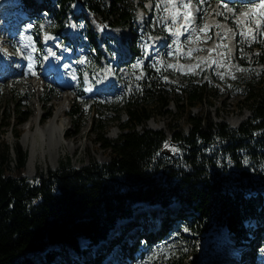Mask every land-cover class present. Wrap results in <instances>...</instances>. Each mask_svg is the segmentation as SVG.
<instances>
[{
	"label": "trees",
	"instance_id": "16d2710c",
	"mask_svg": "<svg viewBox=\"0 0 264 264\" xmlns=\"http://www.w3.org/2000/svg\"><path fill=\"white\" fill-rule=\"evenodd\" d=\"M56 1L58 17L73 0ZM78 1L96 16L101 27L132 22L129 0ZM28 4L32 5L31 1ZM81 30L96 44L86 25ZM106 46L112 51V45L106 42ZM262 46L255 43L260 53L253 55L252 63L239 62L247 72L234 85L240 95L236 103L249 112L237 126L220 116L214 119L202 107L192 111L203 101L207 88L203 83L188 79L181 87V82H165L162 68L144 64L130 81L131 90L121 104L116 99L95 102L100 119L106 115L102 108L104 112L116 110V126L120 128L113 139L101 134L97 137L100 145L108 148L107 161L90 159L79 167L61 161L55 169L29 177L26 151L17 142L11 147L0 138V264H37L33 261L36 255L41 258L39 264H100L107 251L94 252L92 246L108 237L118 219L130 217L134 205L141 201L161 207L175 203L176 208L155 219L143 215L138 219L136 236L122 239V234H113L112 244H118L121 254L133 264H140L137 259L155 242L170 237L182 241L184 249L169 264H193L192 257L215 226L228 229L237 241L260 232L263 245ZM135 47L133 42L132 51ZM170 102L181 122L172 124L169 120V133L146 126L149 118L172 113L167 107ZM78 110L77 105L72 112ZM121 113L126 118L119 121ZM27 116L18 117L17 123ZM13 135L18 139L20 130ZM81 239L87 240L83 250ZM152 262L161 264L158 259Z\"/></svg>",
	"mask_w": 264,
	"mask_h": 264
},
{
	"label": "rangeland",
	"instance_id": "374dc122",
	"mask_svg": "<svg viewBox=\"0 0 264 264\" xmlns=\"http://www.w3.org/2000/svg\"><path fill=\"white\" fill-rule=\"evenodd\" d=\"M76 4V2H73L70 8L73 9ZM207 16L208 14H205L204 19ZM203 20L201 21L202 24ZM205 28V37H208ZM234 28V30L237 31L235 40L238 50H236L235 53L232 51L231 40L228 39V32H224L221 26L211 30L210 38L199 40L193 37V39L190 40L191 46L204 45L202 51L205 52L206 64L202 65H207L206 71L208 70V72H206V74L212 75L216 73L214 78L211 77L212 80L208 78L203 101L200 106L192 107L193 112L202 107L210 111L214 119H219L220 116L226 121H233L236 118L242 117L244 114L247 115L249 112L243 105L236 103L240 95L234 85H236L237 79L241 78V76L245 75L247 72V69H243V67L238 65V61L245 59V61L251 62L252 53H260L257 48L247 50L250 40L256 36L253 29L257 30V25L251 26V23H246L244 25L235 24ZM113 30H115L114 33L116 36H118L119 28L114 27ZM213 35L217 36L216 39H213ZM245 35L252 36V38L243 41ZM260 36L264 38V33H259L258 37ZM100 40H102V38H100ZM101 50L105 51L103 48H101ZM261 50L264 53V45ZM132 67L133 65H131V68ZM257 68H259V66ZM112 70H114V68H112ZM137 73V71L134 72L133 76L137 75ZM124 74H127V72L125 71ZM198 80H201V78H198ZM77 88L78 86L75 88L50 87L44 79L29 74H17L12 76L8 74L6 77L3 76L0 78V138L6 139L11 147L17 142L20 147L26 151L25 172L29 177H32L35 172H45L47 169H55L61 161H68L72 166L79 167L90 159H95L97 161H107L109 159L108 148L102 147L97 137L101 134L108 139H113L120 132V128L116 126V110L104 112V108H102V113H106V115L103 117L104 119L98 118L96 107L90 108L87 107V104H79L78 101L80 100L79 98L76 99L75 95ZM65 93L70 94L71 99L69 108L65 111V116L69 118V121L66 122L63 137L66 140L72 141L73 149L68 146H59L57 148V156L53 150H51L45 153V160L43 161L41 155L38 153L30 163L27 156V147L22 141L21 136L26 128H28V123L32 124L36 122L43 124L53 114L56 101ZM77 105L80 110L73 113L72 109L76 108ZM167 107L171 109L172 113L164 112L158 119L149 118L146 122V126L162 128L165 132L169 133V120H171L172 124H179L181 121L179 120V115L175 112L176 108L173 102H170ZM24 114H28L27 118L23 122L17 123L18 117L21 118ZM125 118L126 115L121 113L119 121ZM98 123H100L101 127H99ZM19 130L21 135L16 139L13 134L17 133ZM9 160L10 164L13 165L14 150H11ZM53 163H55V165H53ZM175 208V203L164 209L161 207L158 208L152 204L137 202L133 207L130 218L117 221L115 227H113L108 234L107 239L93 245L92 250L94 252L101 251L102 249L105 250L112 240L113 234L120 233L126 225L131 224V219L135 220L136 223L135 225L133 224L131 229L129 228L125 234L122 233V239H124V237L128 238L129 236L137 235L140 230L137 224L138 219L143 215H149L153 218L154 216H161L166 212L165 210L172 213ZM212 232L221 233L225 232V229L215 226L207 233L204 240L201 242L198 253L192 257L193 264H209L207 258L211 259L215 255L219 256V252L215 254L216 248L210 243L207 249L208 253L203 255L205 257H201L200 261L197 260V256L202 255L205 251L206 238ZM229 235L228 232L223 233L224 239L226 237L231 239ZM258 243L259 237L256 235L251 237L245 245L243 243L239 246L237 243L234 247L236 249L237 247H245L247 245V248H249L248 255L253 261V264H256V262L258 264H264V246L258 247ZM86 246L87 240L81 239L80 247L82 250ZM183 247L182 241L176 238L172 239L171 237L167 241L160 243L155 242L152 247L144 251V259L140 264H153V259H158L161 264H169V260L174 259L184 249ZM82 250L81 252H83ZM70 252L73 253L72 251ZM114 252L115 254L121 253V249L118 245H114L111 252L108 253L106 256L107 263L104 264H132L131 261L123 262L124 260L122 261L121 258L113 254ZM221 255L218 257L219 259ZM258 256L262 258L258 260ZM33 261L37 264L41 263L40 256L36 255ZM54 262H57V257H55Z\"/></svg>",
	"mask_w": 264,
	"mask_h": 264
},
{
	"label": "bare ground",
	"instance_id": "6f19581e",
	"mask_svg": "<svg viewBox=\"0 0 264 264\" xmlns=\"http://www.w3.org/2000/svg\"><path fill=\"white\" fill-rule=\"evenodd\" d=\"M70 99V94H63V96L56 101L53 114L43 124L36 123L35 121H33L35 123L27 124L28 128L23 132L21 139L27 147V156L30 163L38 153L41 155L43 161L45 160V153H48L51 150H53L57 156V148L59 146H68L73 149L72 141L66 140L63 137L66 122L69 121V118L65 116V111L69 108ZM245 115L246 114L233 121L228 120L227 122L230 125L232 124V126H237L239 121H241ZM53 165H55V163H53ZM210 243L216 248L215 254L216 252H219V256L222 255L220 259L218 258L219 256L216 255L211 259L207 258L209 264H252L253 262L250 261V256L248 255L249 248L240 251L241 254L239 255L236 250L238 247L235 249L233 245L228 243L227 239H224V236L221 233L215 232L210 233L206 238L204 247L205 251L202 255L197 256L198 261L201 260V257H205L203 255L208 253L207 249Z\"/></svg>",
	"mask_w": 264,
	"mask_h": 264
},
{
	"label": "snow or ice",
	"instance_id": "6c2138e0",
	"mask_svg": "<svg viewBox=\"0 0 264 264\" xmlns=\"http://www.w3.org/2000/svg\"><path fill=\"white\" fill-rule=\"evenodd\" d=\"M254 7V6H253Z\"/></svg>",
	"mask_w": 264,
	"mask_h": 264
}]
</instances>
